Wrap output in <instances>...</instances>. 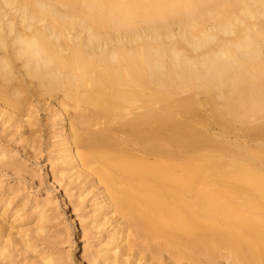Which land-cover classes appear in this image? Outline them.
Segmentation results:
<instances>
[{"label":"bare ground","instance_id":"obj_1","mask_svg":"<svg viewBox=\"0 0 264 264\" xmlns=\"http://www.w3.org/2000/svg\"><path fill=\"white\" fill-rule=\"evenodd\" d=\"M43 96L58 171L114 223L100 264H264V0H0V115ZM43 194L38 222L69 197L55 175ZM39 229L0 220V259Z\"/></svg>","mask_w":264,"mask_h":264},{"label":"rangeland","instance_id":"obj_2","mask_svg":"<svg viewBox=\"0 0 264 264\" xmlns=\"http://www.w3.org/2000/svg\"><path fill=\"white\" fill-rule=\"evenodd\" d=\"M30 118H21V125L0 115V220L7 232L18 229H32L37 224L41 229L27 232V243L31 248L24 251L19 244L9 245L7 257L0 264H42L41 259L48 254L58 257L61 264H100L99 245L112 230L109 222L98 229L91 222L98 197L92 183L86 179L59 172V146L54 138L58 128L51 112V100L43 97L31 98ZM67 128V122H63ZM216 130V129H215ZM215 132V131H214ZM234 133V132H233ZM232 134H229L230 137ZM236 140L230 137V141ZM241 142V139H237ZM250 146L248 150H251ZM4 157L1 158V153ZM243 151L228 147L223 150L224 159L238 156ZM64 166H62L63 168ZM59 180L61 188L69 197L67 204H56L54 197L44 208V220L37 221L34 202L42 201L44 191L50 189L53 176ZM72 209L81 218L76 224L71 221ZM82 228L86 230L85 242H80ZM231 258L227 251L217 253L215 264H227Z\"/></svg>","mask_w":264,"mask_h":264}]
</instances>
